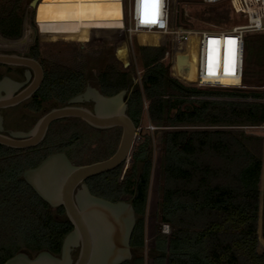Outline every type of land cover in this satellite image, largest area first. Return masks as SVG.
Here are the masks:
<instances>
[{"label": "trees", "instance_id": "trees-1", "mask_svg": "<svg viewBox=\"0 0 264 264\" xmlns=\"http://www.w3.org/2000/svg\"><path fill=\"white\" fill-rule=\"evenodd\" d=\"M32 1L0 0V39L8 44L21 40L27 19L36 32L34 18L42 33L63 24L65 29L57 33L81 36L85 27L69 25V0H40L36 10L30 7ZM104 20L102 12L95 16V23ZM27 48L44 72L33 98L35 113L43 105H63L91 80L106 97L127 91V115L141 129L132 163L123 176L118 167L85 181L94 197L131 202L136 223L130 238L132 260L125 264H144L151 144L158 133L160 200L153 245L146 251L151 264H264V253L257 252L264 139L242 129L264 124V33L244 38L240 89H201L173 78L172 58L170 63L164 60L171 53L166 44L138 45L127 69L111 61L112 50L105 49L94 61L95 77L72 63L43 57L37 34ZM147 125L155 130H146ZM54 127L57 135L52 137ZM117 131L115 146L100 159L92 157L98 150L96 137L109 131H94L79 121L54 123L35 148L0 146V264L20 252L33 257L47 251L58 257L72 230L66 219L54 218L63 215V209L52 211L23 181V172L57 152L71 161L73 152L81 155L73 161L77 165L107 159L117 145ZM103 142L107 147L113 139ZM262 202L264 240V194ZM162 225L168 227L167 234L161 233Z\"/></svg>", "mask_w": 264, "mask_h": 264}, {"label": "water", "instance_id": "water-1", "mask_svg": "<svg viewBox=\"0 0 264 264\" xmlns=\"http://www.w3.org/2000/svg\"><path fill=\"white\" fill-rule=\"evenodd\" d=\"M39 0L30 4L35 9ZM0 66L19 67L33 73L32 82L18 95L4 91L0 110L15 106L33 95L43 81V70L31 58L0 53ZM177 78L189 80L194 63L188 54L175 57ZM3 79L1 85L6 82ZM126 90L105 97L87 86L80 95L69 100L70 106L51 109L37 120L27 133H17L15 140L0 134V146L12 150L35 148L42 143L49 126L63 119H78L96 130H121L117 148L108 159L75 166L63 153L45 158L36 168L23 172L22 179L49 208L62 207L72 230L63 239L60 254L41 251L31 257L20 252L3 264H125L132 260L130 238L136 217L131 202L112 203L90 194L85 181L111 172L118 167L125 172L132 163L131 154L139 140L140 129L127 115ZM92 103V110L76 104ZM78 249L75 261L72 252Z\"/></svg>", "mask_w": 264, "mask_h": 264}, {"label": "rangeland", "instance_id": "rangeland-1", "mask_svg": "<svg viewBox=\"0 0 264 264\" xmlns=\"http://www.w3.org/2000/svg\"><path fill=\"white\" fill-rule=\"evenodd\" d=\"M40 1V0H39ZM38 1V2H39ZM133 0H69V6L67 7L68 21L69 25L77 26L80 23V18H82V25L86 27H115L118 25L121 17L125 22V25L129 23L132 27L134 26V13H133ZM150 2V0H147ZM188 4L185 6L181 3V0H167V17H168V26L172 21L171 11L173 8H176L178 12L187 11L188 18L182 19V24L188 26L192 29H203L208 28L209 26H215L222 29H230L231 27L244 24V20L240 15L234 14L228 3H221L214 6H205L202 5L199 0H187ZM37 2V4H38ZM130 2V4H129ZM120 3V4H119ZM36 4V7H37ZM121 5V6H120ZM36 7L34 10H36ZM105 14V20L102 23H95V16L98 13ZM122 15V16H120ZM177 15V14H176ZM179 16V13L177 17ZM107 18V19H106ZM34 24L35 22L34 18ZM63 25V24H62ZM58 26L54 32L42 33L40 28L37 27V33L29 24V19L26 20L24 24V35L21 40L8 44L2 39H0V52H10L16 49L25 50L30 42L33 41L35 35L37 34L41 49V54L45 58H54L58 59L60 62L67 64L72 63V66L76 68H83L88 70L91 73L95 72L94 61L97 60L104 52L105 49H111L112 55L110 57L111 61H117L121 64L122 68L127 69L131 60L133 59V49L138 46L136 35L131 36V43L127 42L125 44L123 36L120 32H106V31H93L89 34L85 33L87 38L82 36H62L58 31L65 29V26ZM58 34V35H57ZM165 44L171 50L169 57L165 59V62H169L171 59V75L173 78L177 79L176 70L174 67V57L176 54H188L189 47L188 44H174L171 38L167 36H162ZM159 40H156L158 43ZM162 43V42H161ZM160 43V45H161ZM110 46H109V45ZM155 44V45H157ZM20 50V49H19ZM128 52V53H127ZM191 55L194 61L197 59V47L194 44L191 48ZM169 62V63H170ZM186 85L190 86L189 82H185ZM203 89V88H202ZM11 121H17V113L10 112ZM59 127V126H58ZM54 127L52 131V137L56 134V129ZM115 130V131H114ZM145 132L144 130L142 133ZM251 132V131H249ZM255 133V132H252ZM258 134V133H256ZM118 131L116 129L110 130L108 134L98 135L96 138L99 139L98 150L93 156H97L99 159L104 158L109 155L112 145L115 146L116 138ZM141 135V134H140ZM139 135V136H140ZM260 135V134H258ZM261 136V135H260ZM107 137H112L113 144L109 143L107 147L103 142V145L100 141L106 139ZM152 170L149 186L148 201L146 207V214L144 218V239H145V248H144V264H151V261L146 256V251L150 249L153 245L154 231L157 226L156 223V212L158 208V203L160 200L159 195V186H160V174H159V152H160V134H153L152 136ZM73 161L80 159L81 155L78 156L77 153L73 152ZM263 157H264V147H263ZM260 191V204H259V213H258V245L257 252L259 254L264 253V240L261 234V215H262V206H263V175L261 174V180L259 185ZM161 233L167 234L168 227L165 225L161 226Z\"/></svg>", "mask_w": 264, "mask_h": 264}, {"label": "built area", "instance_id": "built-area-1", "mask_svg": "<svg viewBox=\"0 0 264 264\" xmlns=\"http://www.w3.org/2000/svg\"><path fill=\"white\" fill-rule=\"evenodd\" d=\"M143 1L145 4L140 5L138 9L140 11L139 16L145 20L147 19L149 23L153 20L156 22L159 19L161 9H163L162 4L158 3V0H150V2L147 0ZM199 2L205 6L228 3L232 12L241 16L244 24L231 27L230 29H222L215 26H209L203 29H192L185 24L183 25L181 22L182 19L188 18L187 11L178 12L176 8H173L171 11L172 21L170 25L158 33L171 38L174 44H188L189 56L191 53V41H193L192 46L194 44L196 45L197 59L194 62V78L187 80L190 86L201 89H240L242 88L244 38L248 34L264 33V0H199ZM181 3L186 6L188 1L181 0ZM178 13L179 16L177 17ZM166 19L168 20L167 11ZM128 31L129 34H132L137 30L129 24ZM229 41H233V43H229ZM213 49H216L217 52L216 63H210L207 58V55ZM168 57L169 54L166 53L165 59ZM210 71L215 74L210 75ZM229 72H234V74H229ZM182 82L185 83L186 81ZM260 103L264 104V100H261ZM145 129L150 132L155 130L150 125H147ZM242 129L258 133L264 139V124L256 127H244ZM262 175L264 191V157Z\"/></svg>", "mask_w": 264, "mask_h": 264}, {"label": "flooded vegetation", "instance_id": "flooded-vegetation-1", "mask_svg": "<svg viewBox=\"0 0 264 264\" xmlns=\"http://www.w3.org/2000/svg\"><path fill=\"white\" fill-rule=\"evenodd\" d=\"M19 49H16V50L14 49V50H12L10 52H0V53H3V54H14V55H17V56L31 58V59L35 60L34 58H32L29 55L28 48H26L25 50H23L21 48H19ZM36 62L42 68L41 64L38 61H36ZM42 70H43V68H42ZM92 74H93L94 77L96 76L95 75L96 74L95 72H93ZM3 79H6L7 81L4 82L1 85L0 96H4V94H5L4 91H10L12 93V96H16L21 91H23L32 82V80H33V73L30 70H27L25 68L0 66V82ZM43 79H44V72H43ZM87 86H90V87L96 89L99 92V90L94 86L93 80L87 81L86 86H85V89H86ZM39 88H38V90H39ZM85 89H84V91H85ZM37 91L33 95H31L27 100H25V101H23V102L15 105V106L8 107V108H5V109L0 110V134L1 135L6 136V137H10V138L15 139V140H21V139H23L21 137L15 136L14 134H17V133H27V132H29L33 128V126L35 125V123L37 122V120L39 118H41L44 114H46L47 112H49L51 109L62 108V107L70 106L71 104H68L69 100H71L73 97L81 94L80 93V94H77V95L73 96L72 98H70L69 100H67L63 105H56V104L43 105L42 108L38 111V113H35L33 111V108L32 107L34 105L33 104V98H34L35 94L37 93ZM76 106L86 108V109H88L90 111L92 110V107H93L92 103H86V102L85 103H82V104H76ZM10 112H16L17 113L18 120L16 122L15 121L13 122V121L10 120L11 119ZM66 121L67 122H70V121H79V122L83 123L82 121H80L78 119H63V120L56 121L54 123H57V122H62L63 123V122H66ZM54 123H52L51 125H53ZM83 124L85 126H87L85 123H83ZM51 125L49 126V128L51 127ZM87 127L90 128V129H92V130H94V131H110V130H113V129H109V130H96V129H93V128L89 127V126H87ZM49 128H48V130H49ZM114 129L119 130V138H120L121 130L119 128H114ZM47 133H48V131H47ZM47 133H46V135H47ZM118 142H119V139H118ZM118 142H117V145H118ZM117 145L115 147V150L117 148ZM115 150H114V152H115ZM57 153H63V154H65L64 152H57ZM113 153L110 156H112ZM54 154H56V153H54ZM65 156L68 158V160L73 165H75V166H82V165H77V164L73 163V161H71L66 154H65ZM104 160H106V159H104ZM89 164H91V163H89ZM85 165H88V164H85ZM36 167H34V168H36ZM34 168H31V169H34ZM27 170H29V169H27ZM123 174H124V172L122 173V176H123ZM59 208H62V207H57V208H54V209H51L50 208V209L52 211H56V209H59ZM54 218L56 220H62V219H66L67 220V218L65 216V213H64V210H63V215H57V214H55ZM77 252H78V249H76L75 251H73L72 254H71L74 261H75V259L77 257Z\"/></svg>", "mask_w": 264, "mask_h": 264}, {"label": "crops", "instance_id": "crops-1", "mask_svg": "<svg viewBox=\"0 0 264 264\" xmlns=\"http://www.w3.org/2000/svg\"><path fill=\"white\" fill-rule=\"evenodd\" d=\"M120 2V0H118ZM133 13H134V26L133 28L136 29L137 31L129 34L128 31V23L125 25V22L122 20L123 18L121 17L118 25L115 27H86L82 25V18H80V23L77 24L79 27H85L81 28V36L87 38L86 34L95 31H106V32H115L118 33L120 32L123 36L125 44L127 42L131 43V36L134 34L137 37V42L138 45H151V46H159L160 43L161 45L165 44L162 36V34H159L158 32L163 31L166 29L168 26V20L166 19V11H167V0H158V3L162 4L163 9L160 11L159 19L155 23H149L147 19L145 20L144 18H141L139 6L142 4H145L143 0H133ZM120 4V3H119ZM121 6V5H120ZM122 16V15H120ZM107 19V18H106ZM36 26L39 29L38 24ZM86 33V34H85ZM80 37V36H79ZM156 40H159V44L156 43ZM157 44V45H155ZM109 45V44H108ZM110 46V45H109ZM128 53V52H127Z\"/></svg>", "mask_w": 264, "mask_h": 264}, {"label": "bare ground", "instance_id": "bare-ground-1", "mask_svg": "<svg viewBox=\"0 0 264 264\" xmlns=\"http://www.w3.org/2000/svg\"><path fill=\"white\" fill-rule=\"evenodd\" d=\"M192 44H193V41H191V48H192ZM190 58L192 59V61L194 63L195 61L192 58L191 53H190ZM207 58H208V60H209L210 63H216L217 62V52H216V49L211 50L209 52V54L207 55ZM192 78H194V73L193 72L189 76V79H192ZM220 82H223V81H220ZM223 83H225V82H223Z\"/></svg>", "mask_w": 264, "mask_h": 264}, {"label": "snow or ice", "instance_id": "snow-or-ice-1", "mask_svg": "<svg viewBox=\"0 0 264 264\" xmlns=\"http://www.w3.org/2000/svg\"><path fill=\"white\" fill-rule=\"evenodd\" d=\"M152 23H155V20L151 21ZM229 43H233V41H229ZM210 75H214L215 73L214 72H211L209 73ZM229 74H234V72H229ZM238 82V81H236Z\"/></svg>", "mask_w": 264, "mask_h": 264}]
</instances>
